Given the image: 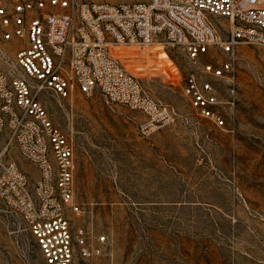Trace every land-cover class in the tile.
<instances>
[{
    "label": "rangeland",
    "instance_id": "1",
    "mask_svg": "<svg viewBox=\"0 0 264 264\" xmlns=\"http://www.w3.org/2000/svg\"><path fill=\"white\" fill-rule=\"evenodd\" d=\"M215 20L225 38L229 20ZM117 54L153 99L176 108L173 123L142 136L144 114L100 92L75 90L65 98L38 92L74 146V201L81 210L71 212L73 222L110 238L109 250L92 263L264 264V45L238 48L237 100L226 107V127L199 115L184 95L196 66L181 46L155 42ZM214 60L206 55L201 63ZM12 61L16 48L0 58V68ZM217 90L229 99L227 82ZM11 156L38 178L16 145ZM0 264H46L23 218L1 198Z\"/></svg>",
    "mask_w": 264,
    "mask_h": 264
},
{
    "label": "built area",
    "instance_id": "2",
    "mask_svg": "<svg viewBox=\"0 0 264 264\" xmlns=\"http://www.w3.org/2000/svg\"><path fill=\"white\" fill-rule=\"evenodd\" d=\"M216 18L230 22L225 38ZM155 42L185 50L196 69L185 78L184 95L199 115L226 127V107L237 100L238 48L264 45V0H0V58L16 48V61L0 68V198L23 218L46 264H93L111 243L107 234L73 222L71 212L81 210L74 201V146L38 92L63 98L75 90L100 92L141 111L138 132L150 136L178 112L153 99L117 51L147 50ZM206 55L215 60L201 63ZM221 81L230 87L226 101L217 90ZM12 145L36 166L37 179L11 156Z\"/></svg>",
    "mask_w": 264,
    "mask_h": 264
}]
</instances>
